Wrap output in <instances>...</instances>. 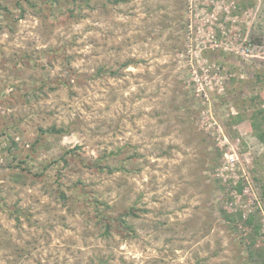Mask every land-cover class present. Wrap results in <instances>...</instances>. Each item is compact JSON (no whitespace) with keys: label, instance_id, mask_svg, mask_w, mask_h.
Here are the masks:
<instances>
[{"label":"rangeland","instance_id":"1","mask_svg":"<svg viewBox=\"0 0 264 264\" xmlns=\"http://www.w3.org/2000/svg\"><path fill=\"white\" fill-rule=\"evenodd\" d=\"M262 89L264 0H0V264H263Z\"/></svg>","mask_w":264,"mask_h":264},{"label":"trees","instance_id":"2","mask_svg":"<svg viewBox=\"0 0 264 264\" xmlns=\"http://www.w3.org/2000/svg\"><path fill=\"white\" fill-rule=\"evenodd\" d=\"M73 1H75V0H73ZM115 1L117 3H120V2H124L126 0H115ZM70 14L73 15V12L70 11ZM255 100H257L258 103H256L257 107L255 109V112L252 114V116L250 118L251 124H252L253 130H254L255 134L257 135V137L259 138V140L264 142V91H263V89L255 97H253V99L251 101L255 102ZM242 119H243V116H241V115L237 116V118L235 119L236 120L235 123H240L242 121ZM40 132L42 133V135H57V134H62L64 132V130L58 129L56 126H52L50 128H47V129H40ZM66 153L67 154H71V153L75 154L76 152H75V150H69ZM94 166L97 169H101L102 171H105V169H106V168H103L101 166V164H99V163H96ZM112 170L113 169H108L109 172H111ZM60 197L62 200H67V196L64 192H60ZM128 215L135 216L136 214L133 212V210L131 212L127 213V215H126V213L123 214L119 218V225H120L121 229L131 231V229H132L131 226L128 225L127 221L124 219ZM242 217L243 216L241 213L239 215H235V216L226 214V219L232 223H237L239 219H243ZM103 220L106 221L107 219H103ZM245 222L247 225H252L254 221H253V218L251 217L250 219L246 220ZM105 225H106V233H109L111 227L107 223ZM259 229H260L259 225L255 226L256 232H258ZM254 256L261 257L262 253L261 252H258L256 254L251 253V257H254Z\"/></svg>","mask_w":264,"mask_h":264}]
</instances>
